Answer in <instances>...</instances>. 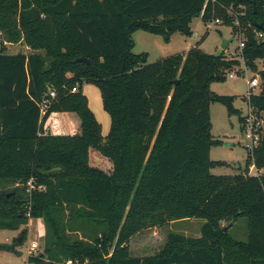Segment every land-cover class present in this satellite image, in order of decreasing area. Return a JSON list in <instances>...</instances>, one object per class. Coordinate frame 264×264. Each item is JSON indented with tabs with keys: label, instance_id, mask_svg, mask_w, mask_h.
I'll list each match as a JSON object with an SVG mask.
<instances>
[{
	"label": "trees",
	"instance_id": "1",
	"mask_svg": "<svg viewBox=\"0 0 264 264\" xmlns=\"http://www.w3.org/2000/svg\"><path fill=\"white\" fill-rule=\"evenodd\" d=\"M198 16L231 26L240 52L226 57L195 45L154 62L133 52L134 32L167 42L174 32L191 35ZM257 24L264 26V0H0V229L23 226L20 241L0 250L17 252L28 221L40 218L42 249L28 255L30 264H264V125L240 173L210 172L222 164L210 158L220 143L210 104L239 114L233 97L210 84L235 67L241 73V59L259 77L246 100L264 120ZM19 42L30 52L6 53ZM84 83L99 90L106 135ZM49 90L55 95L42 113ZM57 112L75 113L79 132L48 134L44 124ZM239 120L243 130L245 116ZM92 151L109 171L91 164ZM242 216L247 238L236 240L224 224ZM192 218L204 219L198 236L169 231L157 253L131 255L135 234Z\"/></svg>",
	"mask_w": 264,
	"mask_h": 264
},
{
	"label": "rangeland",
	"instance_id": "2",
	"mask_svg": "<svg viewBox=\"0 0 264 264\" xmlns=\"http://www.w3.org/2000/svg\"><path fill=\"white\" fill-rule=\"evenodd\" d=\"M191 35L186 36L180 32H174L166 42L160 35L138 30L133 33L135 42L133 52L148 53V62H154L161 57L181 53L192 46L197 45L200 50L208 54H217L221 50L226 57H235L239 46V36L232 27L226 24L215 23L214 20L205 24L201 17H194L190 21ZM204 36V38H202ZM224 41H227L223 48ZM18 52L28 53L29 48L22 42L7 44L6 53L15 54ZM239 58V57H238ZM240 60V59H239ZM241 73H236L233 78L227 77L225 81H213L210 84V90L219 95H228L233 97V107L238 109V113L228 114L227 108L223 103L212 102L210 104L211 133L213 138L220 140L219 144L213 145L210 150V158L214 161H220L222 164L216 165L210 169L214 175H226L240 173L245 167L248 149L247 139L244 136V130L241 129L239 116H245L249 111V106L245 95L248 91L247 80L255 73L246 68L243 60H240ZM258 69L264 68V59L256 61ZM238 69V68H237ZM231 70L230 72L234 71ZM82 91L87 95L89 106L95 117L101 124L102 134L106 135L110 128L109 114L102 108L101 98L98 88L90 83L82 85ZM258 92V88L252 90ZM73 118L78 125H73ZM59 117L51 114L44 124V128L54 134H73L79 132V118L74 113H66L60 116L62 122L59 123ZM90 162L104 171H109L111 163L96 151L91 152ZM250 174L258 173L254 167L249 168ZM204 222L201 218H192L181 221H171L162 227H150L135 234L130 238L129 250L133 256H144L157 253L166 242L167 233L174 231L188 236H198L200 228ZM224 224V223H223ZM225 226L228 224H224ZM23 226L20 227V229ZM27 237L22 243L15 246V251L0 250V264H27L28 248L32 241L38 244V250L42 249V238L44 235V224L42 219H30L26 225ZM0 229V243H13L19 238V231ZM230 236L236 240H246L247 238V220L246 217H239L228 228Z\"/></svg>",
	"mask_w": 264,
	"mask_h": 264
},
{
	"label": "built area",
	"instance_id": "3",
	"mask_svg": "<svg viewBox=\"0 0 264 264\" xmlns=\"http://www.w3.org/2000/svg\"><path fill=\"white\" fill-rule=\"evenodd\" d=\"M215 23H220L221 20L219 19H214ZM260 37H264V32L259 33L258 34ZM244 43L242 40L239 41V49H241L243 47ZM236 76V72L232 71L229 72L227 77L229 78H233ZM247 84H248V91L247 94L245 95V97H249L252 92V90L254 88H258L259 89V84H260V80L257 74H255L254 76H252L250 79L247 80ZM75 90V89H73ZM55 95L53 90H49L48 91V96L46 98L43 99V101L40 104V108H41V112H45L48 104L50 103V98H53ZM264 125V120L261 117H258L252 107L249 106V111L248 113L245 115V120H244V125H243V130H244V136L247 139L248 143L246 144V147L248 149V151H251L257 144L258 141L260 139V130ZM253 167V166H252ZM28 185L31 186V181L28 182ZM37 248H38V244L35 241H32L30 243V246L27 250L28 255L31 254H35L37 252ZM27 264H30L29 262H27Z\"/></svg>",
	"mask_w": 264,
	"mask_h": 264
},
{
	"label": "water",
	"instance_id": "4",
	"mask_svg": "<svg viewBox=\"0 0 264 264\" xmlns=\"http://www.w3.org/2000/svg\"><path fill=\"white\" fill-rule=\"evenodd\" d=\"M256 27H257L258 29H260L262 32H264V26H263L262 24H257ZM263 41H264V40H263ZM226 44H227V41H224L222 47L224 48V47L226 46ZM221 51H222V50H221ZM221 51L218 52L216 55H219V54L221 53ZM79 59H80V60H84L85 62H87V59H85V58H83V57H80ZM174 83H178V80H174ZM47 133L50 134L51 131L48 130ZM231 224H232V223H229L227 226H225V227H224V230H227V229L231 226ZM18 241H20V238H18ZM40 255H41V252H38L37 256H40Z\"/></svg>",
	"mask_w": 264,
	"mask_h": 264
},
{
	"label": "crops",
	"instance_id": "5",
	"mask_svg": "<svg viewBox=\"0 0 264 264\" xmlns=\"http://www.w3.org/2000/svg\"><path fill=\"white\" fill-rule=\"evenodd\" d=\"M86 95V94H85ZM87 96V95H86ZM88 98V97H87ZM88 103H89V100H88ZM64 114H66V113H60V112H57V113H53V115H57V117H59V119H58V121H59V123L60 122H62L61 121V119H60V116L61 115H64ZM69 114V113H68ZM75 114V113H74ZM71 124H73V125H75V127H76V125H78V122L73 118V123H71ZM105 135V134H104ZM14 231V230H13ZM15 231H18V230H15Z\"/></svg>",
	"mask_w": 264,
	"mask_h": 264
}]
</instances>
